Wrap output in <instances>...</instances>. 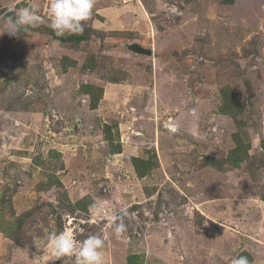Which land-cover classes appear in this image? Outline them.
Listing matches in <instances>:
<instances>
[{
    "label": "rangeland",
    "instance_id": "rangeland-1",
    "mask_svg": "<svg viewBox=\"0 0 264 264\" xmlns=\"http://www.w3.org/2000/svg\"><path fill=\"white\" fill-rule=\"evenodd\" d=\"M82 35L0 36V264H75L45 242L66 228L100 236L105 264H264V0H95ZM225 86L251 144L236 167Z\"/></svg>",
    "mask_w": 264,
    "mask_h": 264
},
{
    "label": "clouds",
    "instance_id": "clouds-1",
    "mask_svg": "<svg viewBox=\"0 0 264 264\" xmlns=\"http://www.w3.org/2000/svg\"><path fill=\"white\" fill-rule=\"evenodd\" d=\"M94 4L95 0H49L46 16H42L38 14L35 4L17 7L15 3H10L7 9L0 13V36L6 34L10 38H18L28 27L45 23L58 37L65 34L82 35L85 31V22L91 18ZM150 168L151 166H148L147 171ZM91 207L94 210L96 208L95 205ZM123 215L113 214L110 217L116 235L127 231ZM45 242L57 258L71 257L75 254V264H105L103 251L105 241L100 236L89 235L83 241H77L73 232L66 228L48 233ZM32 260L33 264H41L43 256L34 253ZM231 264H249V260L246 256H237Z\"/></svg>",
    "mask_w": 264,
    "mask_h": 264
},
{
    "label": "trees",
    "instance_id": "trees-1",
    "mask_svg": "<svg viewBox=\"0 0 264 264\" xmlns=\"http://www.w3.org/2000/svg\"><path fill=\"white\" fill-rule=\"evenodd\" d=\"M56 41L61 42H73V43H80L81 41H84L86 37L84 35H81L80 37H76L73 35H67L64 38L61 37H52ZM3 55V54H2ZM6 59V57H0V60ZM75 62L72 61L71 66H74ZM80 92L83 93V95H86V97L89 98V108L95 109L99 103V101L102 99L103 96V89L101 87H97L91 84H82ZM222 102L220 105V114L229 116L237 129H235V132L232 133V140L234 142V147L228 152V155L226 157V162L228 166L230 167H236L239 166L243 161H246L249 156V150L251 149L250 141L248 140L247 135L242 131L240 128V125L242 124V121H239V116L243 112V106L240 105L238 102L237 97L232 92L231 88L228 86H225L220 91ZM109 126L107 125V129ZM110 130V129H109ZM106 141L110 144V152L114 155V153L120 152L119 146H113V143L111 142V137H106ZM260 146L264 149V139L260 140ZM210 164L217 166V161L209 159L208 160ZM223 162V163H224ZM133 167L135 170V173L138 178H142L145 176V172L148 170L149 163H145L144 160L138 159L136 157L132 158ZM141 164H145V166H140ZM147 164V165H146ZM220 165V164H219ZM222 168V165H220ZM57 185H59V182H57ZM80 202V201H79ZM131 264V263H128Z\"/></svg>",
    "mask_w": 264,
    "mask_h": 264
},
{
    "label": "built area",
    "instance_id": "built-area-1",
    "mask_svg": "<svg viewBox=\"0 0 264 264\" xmlns=\"http://www.w3.org/2000/svg\"><path fill=\"white\" fill-rule=\"evenodd\" d=\"M34 2L42 10V14L40 15L46 16V11H47L49 0H39V1L37 0H15L13 3H15L17 7H22V6H28L29 4L34 3Z\"/></svg>",
    "mask_w": 264,
    "mask_h": 264
},
{
    "label": "water",
    "instance_id": "water-1",
    "mask_svg": "<svg viewBox=\"0 0 264 264\" xmlns=\"http://www.w3.org/2000/svg\"><path fill=\"white\" fill-rule=\"evenodd\" d=\"M131 52L135 54L151 56L152 51L150 49H144L143 47L139 46L138 44H131L127 47Z\"/></svg>",
    "mask_w": 264,
    "mask_h": 264
}]
</instances>
